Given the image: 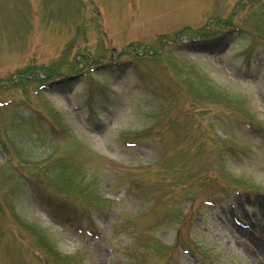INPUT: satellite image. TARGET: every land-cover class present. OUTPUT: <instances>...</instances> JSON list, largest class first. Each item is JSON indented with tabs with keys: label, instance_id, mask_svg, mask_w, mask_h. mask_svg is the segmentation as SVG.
Wrapping results in <instances>:
<instances>
[{
	"label": "rangeland",
	"instance_id": "obj_1",
	"mask_svg": "<svg viewBox=\"0 0 264 264\" xmlns=\"http://www.w3.org/2000/svg\"><path fill=\"white\" fill-rule=\"evenodd\" d=\"M262 11L264 0H0L1 94L18 102L0 104V264L60 253L71 264H259ZM79 67L90 74L51 86ZM38 117L58 129L33 127Z\"/></svg>",
	"mask_w": 264,
	"mask_h": 264
},
{
	"label": "bare ground",
	"instance_id": "obj_2",
	"mask_svg": "<svg viewBox=\"0 0 264 264\" xmlns=\"http://www.w3.org/2000/svg\"><path fill=\"white\" fill-rule=\"evenodd\" d=\"M262 248H260V250H258V258H256L259 261V264H264V248L263 245H261Z\"/></svg>",
	"mask_w": 264,
	"mask_h": 264
}]
</instances>
